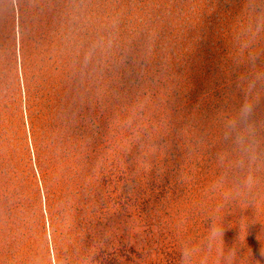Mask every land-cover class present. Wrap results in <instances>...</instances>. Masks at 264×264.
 I'll list each match as a JSON object with an SVG mask.
<instances>
[{
  "label": "rangeland",
  "instance_id": "obj_1",
  "mask_svg": "<svg viewBox=\"0 0 264 264\" xmlns=\"http://www.w3.org/2000/svg\"><path fill=\"white\" fill-rule=\"evenodd\" d=\"M0 264H264V0H0Z\"/></svg>",
  "mask_w": 264,
  "mask_h": 264
}]
</instances>
